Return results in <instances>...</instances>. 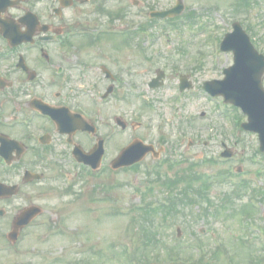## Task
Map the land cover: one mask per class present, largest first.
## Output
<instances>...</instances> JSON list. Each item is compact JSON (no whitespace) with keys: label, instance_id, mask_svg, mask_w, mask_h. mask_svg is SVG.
<instances>
[{"label":"rangeland","instance_id":"374dc122","mask_svg":"<svg viewBox=\"0 0 264 264\" xmlns=\"http://www.w3.org/2000/svg\"><path fill=\"white\" fill-rule=\"evenodd\" d=\"M104 1L101 14L82 8L83 23L131 30L144 24L147 29L129 43L124 36H110L83 55L90 56L92 64H105L120 75L116 92L99 105L100 115L95 117L100 124L108 114L111 118L120 114L128 127L133 122L141 123L114 137L109 158L134 137L163 149L156 158L149 154L136 167L115 172L105 162L95 175L71 167L67 160H44L45 177L30 186L31 199L37 198L44 211L26 237L28 252L20 258L0 254V261L150 264L167 262L169 254L179 261L193 256L189 247L202 241L206 249L214 250V240L210 239L213 233L224 249L214 257L208 256L206 262L202 259L194 264H250V259L264 264L258 233L248 232L246 225L256 221L264 229V217L256 214L254 219L244 221L245 225L240 223L239 208L250 193L231 184L232 180H254L264 186V174L253 177L255 171L264 170L257 135L242 129L234 133L228 120L231 114L217 111L234 112L233 108L220 98H213L211 103L199 92L203 81L221 78L223 68L232 63V55L220 54L214 44L231 30L232 22L241 23L264 53V0H246L245 5H238L240 0H182L184 10L178 26L172 25L174 21L159 19L147 23V11L168 8L172 0H138L137 5L132 0ZM191 11L195 16L187 21L184 15ZM73 41L86 40L80 36ZM214 48L216 57L212 55ZM156 69L165 72L166 80L151 89L148 83ZM97 72L101 77L97 69L92 76L97 82H90L95 92L105 87ZM180 74H188L192 83L183 95L177 89ZM130 84L142 94L132 95ZM219 138L234 147L236 155L229 162L208 163L219 152ZM237 166L241 167L237 176L224 180L215 177L218 171ZM35 168L39 170V166ZM201 173L214 178L206 182ZM68 176L75 181V194L65 190L71 182ZM165 199L169 206L149 207ZM213 207L222 208L214 217L210 214ZM262 212L264 215V209Z\"/></svg>","mask_w":264,"mask_h":264},{"label":"flooded vegetation","instance_id":"af4514ba","mask_svg":"<svg viewBox=\"0 0 264 264\" xmlns=\"http://www.w3.org/2000/svg\"><path fill=\"white\" fill-rule=\"evenodd\" d=\"M85 6L89 13L101 14L106 5L104 0H0V254L20 258L28 252L26 237L36 220L13 229L22 209L40 205L31 199L35 180L26 177L27 172L37 171L44 160L73 157L76 145L87 152L100 138L110 141L109 114L102 124L95 119L92 59L83 56L96 43L70 40L78 31L99 26L83 25ZM28 31L32 40L24 39ZM79 66L90 73L88 81L77 72ZM50 112L65 124L69 121L71 129L80 114L94 130L61 133ZM11 232L15 236H9Z\"/></svg>","mask_w":264,"mask_h":264},{"label":"water","instance_id":"95a60500","mask_svg":"<svg viewBox=\"0 0 264 264\" xmlns=\"http://www.w3.org/2000/svg\"><path fill=\"white\" fill-rule=\"evenodd\" d=\"M227 43V45H226ZM224 44V45H223ZM223 49L232 48L238 51L240 47H247L250 50V57L255 59L253 64L248 65L243 61V56L238 54L235 57V65L226 70L227 76L223 81L211 83L217 92L223 94L225 100L240 106L248 115V122L243 127L258 132L261 143V150H264V90L261 87V74L264 70L262 57L248 45L243 31L239 28L233 34L226 36L222 43ZM35 214L30 209L21 214L17 221L27 222Z\"/></svg>","mask_w":264,"mask_h":264}]
</instances>
